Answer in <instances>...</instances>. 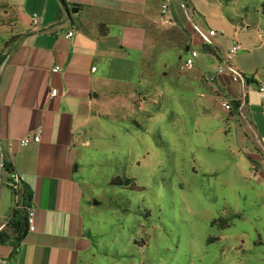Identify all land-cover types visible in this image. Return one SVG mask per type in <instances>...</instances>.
Returning <instances> with one entry per match:
<instances>
[{"label": "rangeland", "instance_id": "374dc122", "mask_svg": "<svg viewBox=\"0 0 264 264\" xmlns=\"http://www.w3.org/2000/svg\"><path fill=\"white\" fill-rule=\"evenodd\" d=\"M190 1L191 19L183 4L176 11L185 30L196 27L191 47L199 55L191 68L186 51L176 48L178 33L166 30L159 14L142 50L118 43L95 70L102 115L88 125L80 171L92 205L86 213L92 245L82 264H264V179L251 170L254 133L235 120L233 103L246 93L254 97L246 117L264 130V92L257 93L264 82V0ZM11 21L0 14V53L19 30ZM209 29L217 33L210 39ZM205 42L219 43L218 54L239 43L243 51L230 64L257 81L228 89L217 77H197L220 65ZM2 167L0 185L7 183ZM116 177L130 181L112 184ZM219 217L226 225L211 223Z\"/></svg>", "mask_w": 264, "mask_h": 264}, {"label": "crops", "instance_id": "0c3cea01", "mask_svg": "<svg viewBox=\"0 0 264 264\" xmlns=\"http://www.w3.org/2000/svg\"><path fill=\"white\" fill-rule=\"evenodd\" d=\"M64 1L78 7L64 20L57 0H6L7 6H17L13 11L6 10L7 6L0 2L4 4L0 14L10 15L11 24L19 26V30L10 33L12 41L0 53V159L3 150L4 159L22 176L24 208L27 213L32 210L34 226L19 244H0V257L6 264H82L90 254L92 243L86 232V213L92 205L80 171L86 165L85 147L90 144L88 125L102 115L95 108L99 97L95 70L109 48L118 43H122L120 48L142 50L159 19L160 0ZM182 3L193 15L195 6L191 1L192 9L186 0H173L175 23L166 30L178 33L176 48L185 50L198 37L196 27H189V32L179 22L176 7ZM33 14L40 16L39 28L32 23ZM186 14L189 17L187 11ZM101 24L108 28L106 35L99 30ZM244 25L248 27L249 23ZM69 30L74 34L67 38ZM204 35L207 38L206 32ZM211 43L216 48L219 44ZM242 51L243 48L239 52ZM55 65L61 69L52 70ZM197 77L206 80L203 71ZM216 77L223 88L243 87L241 81L231 80L228 73ZM261 84L264 82H258ZM219 87L222 93L224 90ZM52 89L57 91L53 96ZM258 90L259 86L257 93L261 95L263 92ZM247 96L246 93L241 100L233 99L235 107L238 103L237 110L244 99L245 118L236 112L235 120L239 125L246 123L254 133L255 151L248 158L251 170L264 179V130L246 117L245 105L256 103L254 97ZM38 128L42 130L38 142L20 144L23 136ZM10 182L0 185V225L14 209ZM4 186L8 189L5 194ZM260 187L263 203L264 185Z\"/></svg>", "mask_w": 264, "mask_h": 264}, {"label": "built area", "instance_id": "2783aa9c", "mask_svg": "<svg viewBox=\"0 0 264 264\" xmlns=\"http://www.w3.org/2000/svg\"><path fill=\"white\" fill-rule=\"evenodd\" d=\"M172 1L173 0H160V6H159V14L161 16V19L163 23L171 25L175 23V17H174V11L172 8ZM184 8L186 9L189 18H192V13L187 7L185 6V3H182ZM32 23L37 28L40 27V16L38 14H33L31 17ZM74 34L73 30H69L66 32L65 37L69 38ZM216 31L213 29H209L207 33V38H212L216 35ZM242 49L241 45L237 42H234V44L228 49L226 54H223L222 52L218 54V58H220V65L217 67L215 73L205 75L206 80L208 81H214L216 79L217 75H221L224 73H228L230 75L231 80L233 81H241L243 84L247 83L246 79L236 70L235 67H233L230 64V59H233V57ZM218 52V51H217ZM199 55V52L189 47L186 51V57L184 61V65L186 68H191L194 65V59ZM220 55V56H219ZM61 68L59 65H55L52 70L59 71ZM260 93L264 92V84L259 85ZM56 89H52L50 91V95L56 94ZM244 99L241 102V105L239 107V112L242 114V116L245 118L244 115ZM222 105L226 107L227 109L231 108V105L226 102L222 98ZM41 128H38L34 133L31 135H25L20 139L21 145H26L31 141L38 142L40 140L41 135ZM11 191L13 193L14 197V208H22L23 206V188H22V176L18 173H14L13 177L11 179ZM32 210H29L27 213V221H28V230H33V218H32ZM6 226V222L0 225V229H3ZM0 264H6V261L0 257Z\"/></svg>", "mask_w": 264, "mask_h": 264}, {"label": "trees", "instance_id": "16d2710c", "mask_svg": "<svg viewBox=\"0 0 264 264\" xmlns=\"http://www.w3.org/2000/svg\"><path fill=\"white\" fill-rule=\"evenodd\" d=\"M99 30L103 35H106L107 32L105 31H108V28L107 26L101 24L99 25ZM10 41H12V39L9 40V42ZM203 46L209 53L218 57L217 48L211 42H205ZM239 73L246 79L247 83L256 82L252 76H246L245 74L241 72ZM237 104H236V107H237ZM4 171L6 173V181H11L13 174L15 172L12 167V164L8 160L4 161ZM129 181H130L129 179H122L120 177H116L111 180V183L116 184V185H123V184L129 183ZM10 189H11V185H10ZM24 207L25 206L23 202V206L20 210H17L16 208H14L11 216L6 221V227L3 229H0V244L6 243V242H12V241L19 244V242L26 235L28 231V221H27V212L25 211ZM211 223L212 224L220 223L221 225H226L227 220L223 219L222 217H219L217 219H213Z\"/></svg>", "mask_w": 264, "mask_h": 264}, {"label": "water", "instance_id": "95a60500", "mask_svg": "<svg viewBox=\"0 0 264 264\" xmlns=\"http://www.w3.org/2000/svg\"><path fill=\"white\" fill-rule=\"evenodd\" d=\"M57 1L59 2L60 6L62 7V9L64 11V14H65L64 17L61 20L69 19L70 18V15L72 13H75L78 10L77 5H75V4H72V5L69 6L64 0H57ZM11 48L8 49V52L11 50ZM185 51H187V49H185ZM0 161H1L0 162L1 166L3 165L2 168H3V172H4V161H5V159H4V152H3V150H2V157H1ZM92 203L94 205L99 204L96 200H93ZM89 235H90V233H89V231H87V236H89Z\"/></svg>", "mask_w": 264, "mask_h": 264}]
</instances>
